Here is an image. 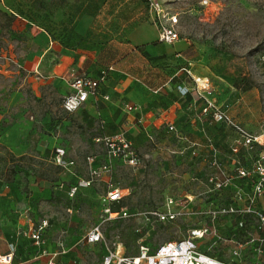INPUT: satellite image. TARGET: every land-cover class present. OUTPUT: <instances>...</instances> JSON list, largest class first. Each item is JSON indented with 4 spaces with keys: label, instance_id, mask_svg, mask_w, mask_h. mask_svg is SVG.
Listing matches in <instances>:
<instances>
[{
    "label": "rangeland",
    "instance_id": "374dc122",
    "mask_svg": "<svg viewBox=\"0 0 264 264\" xmlns=\"http://www.w3.org/2000/svg\"><path fill=\"white\" fill-rule=\"evenodd\" d=\"M147 1L0 2V110L19 90L37 115L49 112L47 122L34 121L15 143L19 150L0 143V246L16 248L14 264H46L49 255L54 264H102L106 249L134 256L144 246L152 253L162 242L187 238L194 230L200 252L227 264H264V225L258 222L264 190L255 186L256 159L264 151V0H207L206 5L203 0H153L176 12L179 38L161 43L167 51L156 59H132L137 67L144 63L140 75L150 92L159 93L158 106L171 105V121L150 131L134 129L127 136L120 109L113 106L117 111L110 116L105 101L97 102L98 114L88 119L64 111L56 89H47L38 102L29 92L28 75L41 78L40 67L53 63L60 51L80 48L85 61L78 69L90 65L101 73L125 53L119 45L126 41L129 17L132 25L151 24ZM10 10L25 18L28 28H11L15 16ZM148 30L155 41L156 29ZM43 31L57 45L45 54L39 39ZM189 62L202 67L195 76L209 79L201 93L261 143L245 148L229 125L201 113L189 90L180 93L178 86L193 85L180 69ZM24 116L29 120L28 112ZM119 131L131 140L136 163L112 157L104 178L92 177L89 167L107 162L102 139ZM42 132L64 148L66 166L54 164L53 144L48 146ZM40 180L52 182L50 193L34 200L30 187ZM110 185L125 193L109 204L111 210L123 208L126 216H102ZM168 210L174 213L169 220L154 213ZM96 224L101 239L87 243L86 233Z\"/></svg>",
    "mask_w": 264,
    "mask_h": 264
},
{
    "label": "crops",
    "instance_id": "0c3cea01",
    "mask_svg": "<svg viewBox=\"0 0 264 264\" xmlns=\"http://www.w3.org/2000/svg\"><path fill=\"white\" fill-rule=\"evenodd\" d=\"M0 2L4 3V0H0ZM0 7L2 8V6ZM10 12L15 16L11 21V28L20 30L28 28L29 22L25 18L11 10ZM126 22L130 25V29L127 32L126 41L119 45V47L122 46L125 49V53L122 56L117 55L114 60L115 62H112L102 69L105 70L109 66L112 68L107 71L105 80L98 85L95 95H89L83 105L75 111H78V114L90 119V117H95L98 114L97 102L99 100L102 102L105 101L110 105L105 107V113L110 114V116L117 111L113 106L120 109V116L124 119L122 125L126 126L127 129L125 131H127V136H130L134 129L150 131L153 127H159L161 124L170 122L171 105L166 108H160V106H158V102L156 101L158 100L157 96L159 93L150 92L143 81V76L140 75L143 74L142 65L144 63H140L139 67H137L135 62H132L133 58L138 60L139 57H141V60H144V62L147 61L144 56L156 59L163 53H166L167 49L159 47L161 42L157 40V32L155 41L150 37L148 27H154L151 21V24L137 21L132 25V18L129 17ZM45 34L48 36L44 31L43 34L41 33L39 35V39L43 41L44 44L42 54H45L52 48H57V45L49 36L47 39ZM29 58L34 57H27V59ZM84 58V51L80 48H77L75 52L72 50L60 51L59 56H57L53 63L43 66V68L40 67V71L44 73L41 78L34 74L28 75L27 81L31 96L38 102L46 97L47 89H56L61 92L63 97L69 91L67 75L70 71H75L78 74H84L91 78H97L100 71L97 72L90 67V65L85 67L86 71L78 69L83 67L85 61ZM39 60H41V58ZM180 69H183L188 74V77H196V74L193 73H200L202 71L200 65L191 62L187 63L185 66H181ZM177 73L178 71H176L174 75L177 76ZM197 77H202V75H197ZM188 90L190 100L201 105V113L205 116L206 114L202 112V108L204 106V98L207 97L201 92L196 91L194 85L188 88ZM125 103L135 104L138 108L136 110L127 111L124 107ZM155 106L158 107L157 109H160L159 113H157ZM27 112L29 113L30 121L24 116ZM31 113H33V115ZM48 118V111H45L42 116L37 115L34 109H31L30 106L25 104L24 98L19 90L12 91L5 107H2V110H0V121H5V125L0 124V143L10 146L14 150H19V148H16L15 143H19L23 136L33 128L31 127V124L34 121L35 123L38 122L39 124H43L49 120ZM42 128L45 130V127ZM42 135L45 138V141L48 142V146L53 144L51 147L52 149L56 146H61L59 143L54 144V137L44 134L43 132ZM98 166L99 165L93 167ZM102 176L104 178L105 173H103ZM49 180L54 181L52 178ZM51 183L52 182L46 180H40L36 185H31L30 188L34 200L46 198L50 193L49 187L51 186ZM3 237L4 233H0V238ZM10 247H13V245ZM8 248L3 249V247L0 246V253L6 252ZM16 256L17 251L15 248L13 264Z\"/></svg>",
    "mask_w": 264,
    "mask_h": 264
},
{
    "label": "built area",
    "instance_id": "2783aa9c",
    "mask_svg": "<svg viewBox=\"0 0 264 264\" xmlns=\"http://www.w3.org/2000/svg\"><path fill=\"white\" fill-rule=\"evenodd\" d=\"M202 5L207 4V0L201 2ZM148 13L150 21L157 32V40L161 43L170 44L178 40L179 33L176 29L177 14L168 9L163 3L158 1H147ZM112 69L111 66L101 71L97 78H91L84 74H78L70 71L67 75V84L69 91L62 97L61 106L66 112H72L80 108L87 100L89 95H95L98 85L106 78L107 71ZM192 83L196 91L201 92L202 89L209 87V79L203 77H192ZM180 93L185 94L188 89L184 86H178ZM127 111L136 110L137 105L125 103ZM202 112L210 116L213 121L224 122L229 125L239 136L240 143L245 148H251L254 143H261L263 137H258L248 133L240 124L234 122L224 110L217 107L212 101L204 98V106ZM169 128H172L169 125ZM107 150V162L98 167H89L92 177H98L109 171V159L114 157H122L127 163L134 164L137 161V154L132 149L131 140L125 135L124 131L117 132L113 137H105L102 139ZM236 150V148H233ZM65 150L62 146H56L53 149V162L59 166H66L64 161ZM264 151L260 159H256V169H258L259 178L255 182L258 191L264 190ZM90 160V159H88ZM89 184V181L87 182ZM75 189V188H74ZM125 195L124 190L118 187L109 186L103 201L106 205L102 208V216L105 218H113L116 214L126 216L127 212L121 208L119 210H111L109 204L118 202ZM172 203V199L168 200ZM232 210V208H230ZM155 215L161 220H169L173 218L174 213L168 211H154ZM258 222L264 225V212L258 215ZM198 231H192L187 238L178 240H169L159 244L152 253H147V248L140 247V253L134 256H127L119 253L118 249H106L102 255V264H227L208 254L200 252L197 249L196 238ZM264 234V229H263ZM31 238L38 242V233L32 232ZM101 239V230L98 224L93 225L86 233L85 240L87 243H96ZM44 253V250H43ZM15 248L9 247L6 252L0 253V264H13ZM52 256L49 255L46 264H54Z\"/></svg>",
    "mask_w": 264,
    "mask_h": 264
},
{
    "label": "trees",
    "instance_id": "16d2710c",
    "mask_svg": "<svg viewBox=\"0 0 264 264\" xmlns=\"http://www.w3.org/2000/svg\"><path fill=\"white\" fill-rule=\"evenodd\" d=\"M234 85H235V87H237L238 88V82L237 81H235L234 82ZM250 87V85L248 84V85H246L243 89L245 90V89H248ZM156 249V248H155ZM154 249V250H155Z\"/></svg>",
    "mask_w": 264,
    "mask_h": 264
}]
</instances>
